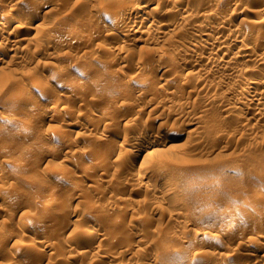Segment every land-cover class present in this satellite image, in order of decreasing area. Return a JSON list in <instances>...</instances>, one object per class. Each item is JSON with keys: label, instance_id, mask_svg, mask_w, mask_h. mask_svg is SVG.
<instances>
[{"label": "rangeland", "instance_id": "374dc122", "mask_svg": "<svg viewBox=\"0 0 264 264\" xmlns=\"http://www.w3.org/2000/svg\"><path fill=\"white\" fill-rule=\"evenodd\" d=\"M259 187L264 0H0V264H264Z\"/></svg>", "mask_w": 264, "mask_h": 264}, {"label": "bare ground", "instance_id": "6f19581e", "mask_svg": "<svg viewBox=\"0 0 264 264\" xmlns=\"http://www.w3.org/2000/svg\"><path fill=\"white\" fill-rule=\"evenodd\" d=\"M109 9H110V8H109ZM111 9H112V8H111ZM107 10H108V9H107ZM114 10H115V9H113V12H115ZM116 10L118 11V9H116ZM110 11H111V10H110ZM253 11H254V10H253ZM101 12H102V14H103V13L105 14V13L107 12V11H106V8H105V10H103V11H101ZM113 12H112V13H113ZM102 16H103V15H102ZM99 17H100V16H99ZM119 21H120V20H119ZM7 23H8V22H7ZM168 23H169V22H168ZM165 24H166V25H165ZM165 24H164L165 27L168 26L167 23H165ZM121 25H122V24H121ZM123 25H124V24H123ZM120 27H121V26H120ZM88 29H89V28H88ZM91 29H92V28H91ZM91 29H90V30H85V31H83V32H82V36H80V37H81V38L84 37V38H87V39L90 38V37H93L94 34H95V33L93 32L94 29H93L92 31H91ZM117 29H118V28H117ZM252 31H253V30H252ZM96 32H97V31H96ZM114 32H115V31H114ZM250 33H251V32H250ZM236 34H239V32L237 31ZM236 34H235V35H236ZM240 34H241V33H240ZM244 34H245V33H244ZM80 35H81V34H80ZM111 35H112V34H111ZM114 35H115V34H114ZM108 37H109V36H108ZM81 38H80V39H81ZM236 38H237V36H236ZM245 38H246V37H245ZM87 39H84V41L87 40ZM88 40H89V39H88ZM243 40H244V39H243ZM246 40H247V39H246ZM82 41H83V39H82ZM88 42H89V41H88ZM244 43H245V42H244ZM244 43H243V44H244ZM104 44H106V43H104ZM109 44H111V43H109ZM251 44H252V43H251ZM112 45H113V44H112ZM249 46H250V45H249ZM251 47H252V46H251ZM113 48H114V47H113ZM244 49H245V48H244ZM92 50H93V49H92ZM109 50H111L110 47L104 45V46H102V47L99 48V51H102V52H99V53L107 54ZM112 50H113V49H112ZM250 50H251V49H250ZM93 51H94V50H93ZM93 51H92V52H93ZM96 51H97V50H96ZM96 51H95V54H96V53L98 54V52H96ZM241 51H242V50H241ZM104 52H106V53H104ZM252 52H253V49H252ZM109 53H111V51H110ZM247 53H248V52H247ZM103 54H101V55H103ZM107 55H108V54H107ZM261 55H262V54H261ZM108 56H109V55H108ZM98 57H100V56H98ZM103 57H106V56H103ZM253 58H254V56H253ZM259 58H260V57H259ZM262 58H263V56H262ZM227 62H228V61H227ZM64 67H65V66H64ZM220 67H221V65H220ZM224 67H225V65H224ZM222 68H223V67H222ZM226 69H227V68H226ZM62 70H63V69H62ZM63 71H64V70H63ZM63 71H62V72H63ZM223 71H224V70H223ZM62 72H61V73H62ZM71 72H72V71H71ZM65 73H66V70H65ZM67 73H68V72H67ZM62 74H63V73H62ZM129 74H130V73H129ZM131 74H132V73H131ZM64 75H65V74H63L62 77L59 76V79H58V81H57V83H58L59 85H70V86L72 85V86H73V84H74V85L77 84V82L75 81L76 79L74 80V78H73L74 76L72 77L73 79H72V78L68 79V78H64V77H65ZM83 75H85V72H83L82 76H83ZM129 76H131V75H129ZM132 76L134 77V75H132ZM248 76H249V75H248ZM60 77H61V78H60ZM66 77H68V76H66ZM69 77H70V76H69ZM81 78H82V77H81ZM81 78H80V79H81ZM127 78H128V77H127ZM129 78H131V77H129ZM80 79H79V80H80ZM83 79H84V78H83ZM136 79H137V77L135 78V80H136ZM40 80H41V79H40ZM43 80H45V79H43ZM43 80H42V81H43ZM46 80H48V79H46ZM79 80H78V81H79ZM127 80H128V79H127ZM129 80H130V79H129ZM129 80H128V82H129ZM132 80H133V79H132ZM250 80H251V79H250ZM246 81H248V80H246ZM45 82H46V81H45ZM48 82H50V80L47 81V83H48ZM130 83H132V82H130ZM245 83H246V82H245ZM37 84L39 85V83H36V84H35L36 87H37ZM42 84H44V82H43ZM49 84H50V83H48V86H49ZM78 84L80 85V82H79ZM132 84H134V83H132ZM149 84H150V83H149ZM249 84H250V82H249V83H246V84L243 83V85H241L240 88H238L237 90H240L239 92H241V94H244V93H242V92H248V91L250 90L251 86H250ZM262 84H263V83H262ZM40 85H41V84H40ZM40 85H39V86H40ZM50 85H51V84H50ZM79 85H78V86H79ZM137 85H138V83H137ZM42 86H43V85H42ZM44 86L47 87L46 85H44ZM44 86H43V87H44ZM51 86H52V85H51ZM56 86H57V85H56ZM56 86H55V87H56ZM75 86H76V85H75ZM146 86H147V85H146ZM252 87H253V86H252ZM38 88H39V87H38ZM40 88H42V87H40ZM134 88H135L136 90H138V91H143V92H144L145 90L148 89V88L146 89L143 85H140V84H139L138 86L134 87ZM58 89H60V88H58ZM235 89H236V88H235ZM46 90H47V89H46ZM55 90H56V88H55ZM131 90H132V89H131ZM41 91H42V90H41ZM134 91H135V90H134ZM52 92H54V91H52ZM60 92H61V91H60ZM132 92H133V90H132ZM46 93H47V92H46ZM48 93H49V92H48ZM48 93H47V94H48ZM50 93H51V92H50ZM50 93H49V94H50ZM55 93H56V94H55ZM55 93H54V95H57V96H58L59 91L56 90ZM62 93H63V92H62ZM237 93H238V92H237ZM253 93H254V92H253ZM42 94H45V93H42ZM52 94H53V93H52ZM133 94H134V93H133ZM139 94H140V93H139ZM239 94H240V93H239ZM246 94H247V93H246ZM50 95H51V94H50ZM251 95H252V94H251ZM57 96L54 97L55 100H53V102H52V107H56V106H58L59 104H61V100L59 99V96H61V94H60L58 97H57ZM239 96H240V95H239ZM245 96H247V95H245ZM245 99H246V98H240V99H238L237 102H236V107H238V108H239V107H240V108H241V107H242V108H243V107H246V105H247L248 103H247V101H246ZM116 100H117V99H116ZM116 100H115V101H116ZM247 100H248V99H247ZM248 102H249V101H248ZM108 105H109V104H108ZM248 106H249V105H248ZM107 108H108V107H107ZM111 108H113V107H111ZM53 110H54V109H53ZM55 110H56V109H55ZM57 110H58V109H57ZM57 110H56V111H57ZM106 110H110V109H106ZM106 112H108V111H106ZM57 113H58V112H57ZM57 113H56V114H57ZM60 113H61V112H60ZM9 114H10V113H9ZM11 114H12V113H11ZM11 114H10V117L12 116ZM104 114H105V113H104ZM58 115H59V114H58ZM95 115H96V114H95ZM55 116H57V115H55ZM91 116H92V115H91ZM10 117H8V118H10ZM52 117H53V116H52ZM99 117H100V116H99ZM105 117H106V116H105ZM56 118H57V117H56ZM10 119H11V118H10ZM96 119H97V117H96ZM64 123H66V122H64ZM69 123H70V122H69ZM25 127H28V124H27ZM61 127H62V126H61ZM22 129L24 130L25 128H22ZM62 129H63V128H62ZM68 129H69V128H68ZM68 129H67V130H68ZM27 130H28V129H26V131H27ZM63 130H64V129H63ZM19 131H21V133H22V130H19ZM18 133H20V132H18ZM24 133H25V132H24ZM27 133H28V132H27ZM144 138H145V137H144ZM128 139H129V138H128ZM128 139H126V140H128ZM145 140H147V139H145ZM149 140H150V139H149ZM149 140H148V141H149ZM59 147H60V146H59ZM62 147H63V146H62ZM55 148H56V145L51 146V149H55ZM54 151H55V150H54ZM112 151H113V150H112ZM100 152H101V151H100ZM109 152L111 153V151H109ZM48 153L50 154V152H48ZM46 154H47V153H46ZM43 155H44V154H43ZM44 156H45V155H44ZM45 157H46V156H45ZM98 160H99V161H98ZM98 160H97L98 162H102V161H104V160H102V159H101V161H100V159H98ZM96 163H97V162H96ZM97 164H100V163H97ZM86 165H89V163L86 164ZM257 192H258V193H261V192L263 193L264 191L261 189V187H259L258 190H257ZM59 195H60V194H59ZM46 198H47V197H46ZM46 198H45L46 202L44 203L46 207H50L51 205L53 206V205H55V203H57L58 201H61V200H60L61 198H60L58 195L54 194V193H53L51 196H48L47 199H46ZM42 203H43V202H42ZM58 204H59V203H58ZM42 206H43V205H42ZM44 208H45V207H44ZM51 208H53V207H51ZM31 219H32V218H31ZM33 219H34V218H33ZM33 219H32V220H33ZM234 221H235V222H233L232 224H228V226H227L228 229H229L231 226L237 225V224L239 223L237 220H234ZM30 223H31V222H30ZM32 223H33V221H32ZM234 227H235V226H234ZM230 229H231V228H230ZM230 229H229V230H230ZM22 230H23V228H22ZM95 230H96V229H95ZM95 230H94L93 228L90 229V227H88L87 229H85V230L83 231V235H84V237L89 238V237L94 236L93 233H94ZM224 232H226V231L224 230ZM9 233H10L9 236L11 237V236H12V232L9 231ZM7 235H8V234H7ZM83 235H82V236H83ZM261 235H262V234H261ZM263 235H264V234H263ZM9 236L2 235L3 238H5V237H9ZM84 237H83V238H84ZM259 237H260V236H259ZM86 238H85V239H86ZM82 240H84V239H82ZM41 241H42V240H41ZM84 249H86V248H84ZM88 249H90V248H88ZM99 250H100V249H99ZM254 250H255V249H254ZM100 251H101V250H100ZM88 252H89V251H88ZM86 254H87V253H86ZM224 254H225V253H224ZM232 254H233V253H232ZM104 257H105V256H104ZM229 257H231V256H229Z\"/></svg>", "mask_w": 264, "mask_h": 264}, {"label": "snow or ice", "instance_id": "6c2138e0", "mask_svg": "<svg viewBox=\"0 0 264 264\" xmlns=\"http://www.w3.org/2000/svg\"><path fill=\"white\" fill-rule=\"evenodd\" d=\"M77 72H79V69H76Z\"/></svg>", "mask_w": 264, "mask_h": 264}]
</instances>
